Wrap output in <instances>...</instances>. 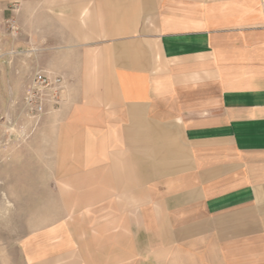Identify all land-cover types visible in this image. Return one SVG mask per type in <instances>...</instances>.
<instances>
[{
  "label": "crops",
  "instance_id": "crops-1",
  "mask_svg": "<svg viewBox=\"0 0 264 264\" xmlns=\"http://www.w3.org/2000/svg\"><path fill=\"white\" fill-rule=\"evenodd\" d=\"M48 1L64 101L5 185L43 264H264V0Z\"/></svg>",
  "mask_w": 264,
  "mask_h": 264
},
{
  "label": "rangeland",
  "instance_id": "rangeland-1",
  "mask_svg": "<svg viewBox=\"0 0 264 264\" xmlns=\"http://www.w3.org/2000/svg\"><path fill=\"white\" fill-rule=\"evenodd\" d=\"M47 1L33 2L38 10L34 14L38 25L34 34L28 30L22 32L19 28L20 35L13 37L12 17L9 15L0 45V110L4 117L0 123V264H43L42 247L38 246L43 237H35L30 232L32 225L25 215L27 206L12 204V190L5 185H10L12 178L19 175L21 166L31 163L28 150L36 143L43 127V117L32 119L27 116L25 91L38 72L58 76L45 68L42 8ZM52 1L53 5L59 4L56 3L59 0Z\"/></svg>",
  "mask_w": 264,
  "mask_h": 264
},
{
  "label": "built area",
  "instance_id": "built-area-1",
  "mask_svg": "<svg viewBox=\"0 0 264 264\" xmlns=\"http://www.w3.org/2000/svg\"><path fill=\"white\" fill-rule=\"evenodd\" d=\"M12 35H18L16 22H11ZM65 84L60 76L36 73L24 94V105L29 118L40 119L49 110L58 108L64 101ZM4 120L0 110V123Z\"/></svg>",
  "mask_w": 264,
  "mask_h": 264
}]
</instances>
